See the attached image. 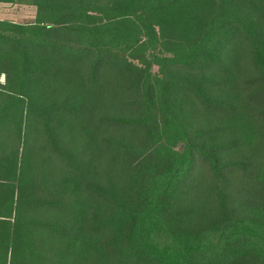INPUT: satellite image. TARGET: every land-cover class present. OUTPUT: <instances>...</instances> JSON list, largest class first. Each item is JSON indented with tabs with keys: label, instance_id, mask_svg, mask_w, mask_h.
<instances>
[{
	"label": "trees",
	"instance_id": "trees-1",
	"mask_svg": "<svg viewBox=\"0 0 264 264\" xmlns=\"http://www.w3.org/2000/svg\"><path fill=\"white\" fill-rule=\"evenodd\" d=\"M59 1L64 2L65 9L58 11L56 23L81 24L79 34L83 41L67 43L24 39L23 27L4 23L9 28L4 32L9 31L10 34L5 37L11 41V47L8 45V48L21 49V77L41 74L40 69L29 64L30 53L41 49L50 50L64 65L77 64L92 57L87 79L89 84L94 85L102 68L118 70L119 64L129 67L127 61L114 53L113 43L125 44L132 37H145L147 43H152L158 36L153 20L164 18L165 14L172 19L192 22L195 28L192 30L198 32V36L187 47H174L168 51L170 56L155 55L158 74L189 94L208 116L233 119L242 108L250 109L261 127L260 135H264V0H151L145 6V11L139 14L131 11L134 5L131 0H111L109 3L102 0H76V5L72 0ZM10 2L14 3L13 0ZM132 15L137 23L131 20ZM240 43L246 46L252 77L243 82L244 90L238 101L215 99L208 93V90L218 87L221 81H191L171 75L173 71H182L227 77L230 65L227 64L226 54L239 47ZM135 71L138 83L142 82L140 87L127 88L130 93L127 106H131L135 113H142V116H103L96 121L98 127L132 128L145 125L147 119L144 109L147 108L145 101L148 92L143 89L147 88L145 79L149 67ZM126 72L120 71L122 76ZM141 73L145 78H141ZM18 102L17 105L26 112L42 120L50 155L78 171L80 164L77 165L76 155L61 149L53 136V129L57 125L56 116L64 114L79 118L85 105L51 104L37 108L31 103ZM255 107H258L257 112L253 110ZM15 130V138L21 144L20 126ZM221 132V127H212L181 134L187 145L186 163L182 164L184 173L179 182L180 191H177V201H171L164 207L170 237L178 240L176 249L150 243L138 233L140 224L149 217L145 209L146 202H149L148 192L139 190L134 198L119 199L110 185L103 186L91 181L84 184V195L82 193L79 197L83 200L79 203L80 211L67 213L69 205L65 203L66 195L59 197L51 187L42 183L37 167L22 168L18 172L19 167L10 165L8 170L12 174L9 177L15 178L17 175L18 180L11 191L12 213L9 216L0 215V264H42L43 260L48 261L47 264H71L72 257L67 252H72L71 245L79 243H83L84 253H89V258L94 253L98 255L91 260L96 264H264V246L260 243L262 237L248 227L240 235L236 234L240 231L237 224H240L241 218L238 213L231 211L229 194L220 192L232 179H237L246 182L241 190H250L246 192L253 200L264 201V180L253 184L256 182L254 161L221 160V155L237 147L236 141L228 140L207 147L200 143L218 137ZM13 139L11 137L12 142ZM94 159L101 164L97 150ZM136 169L143 171L139 167ZM165 171L179 172L178 169ZM206 180L212 190L202 188ZM5 186L0 185V194ZM189 192L191 201L184 205L183 200ZM92 200L94 204H107L112 213L106 217L99 213H82L81 210L88 211L86 206ZM6 204L7 201L2 200L0 208ZM169 211L175 213H167ZM261 232H264V227Z\"/></svg>",
	"mask_w": 264,
	"mask_h": 264
},
{
	"label": "rangeland",
	"instance_id": "rangeland-1",
	"mask_svg": "<svg viewBox=\"0 0 264 264\" xmlns=\"http://www.w3.org/2000/svg\"><path fill=\"white\" fill-rule=\"evenodd\" d=\"M10 1L12 0L0 1L2 46L0 49V185H6L0 194V206L2 200L7 201V204L0 208L1 216H9L12 213L11 191L16 187L18 180L17 175L15 178L9 177L12 173L8 167L16 165L20 168L19 172L22 168L29 169L34 166L40 172L42 183L51 187L59 197L66 195L65 203L69 205L67 213L80 211L79 203L83 200L79 197L82 193L84 195V184L91 181L103 186L110 185L115 189L119 199L132 196L134 198L139 190L148 192L149 202H146L145 209L149 217L140 224L138 233L150 243L176 249L178 240L170 237L164 207L171 201H177L179 182L184 173L182 164L186 163L187 143L181 134L212 127H221L222 132L218 137L200 143L207 147L228 140L236 141L237 147L221 155V160L254 161L256 182L253 184H259L264 180V135H260L261 127L250 109L242 108L239 115L233 119L208 116L189 94L179 90L170 80L158 74L159 67L155 65L154 56H170L168 51L174 47L181 49L187 47V44L198 36V32L192 30L195 29L191 25L192 22L172 19L171 16L164 14V18L157 17L153 20L158 36L152 43H147L145 37H132L125 44L114 42V53L120 59L127 61L129 67L119 64L118 70H113L111 67L102 68L94 85L89 84L87 79L92 57L77 64L64 65L50 50L41 49L30 53L29 57V64L40 69L41 74L21 77L20 68L23 65L20 60L21 49L10 48L11 41L5 38L10 35L9 31L4 32L9 28L4 23L23 27L24 39L67 43L83 41V37L79 34L82 26L77 22L65 25L56 23L58 11L65 9L62 1L13 0L14 3ZM102 1L109 3L111 0ZM131 1L134 3L131 11L139 14L145 11V6L151 0ZM72 2L76 5V0ZM246 7L249 10V7ZM133 15L131 20L137 23ZM165 24L168 25L164 26ZM246 54V46L241 43L239 47L226 54L227 64L230 65V74L227 77L214 73L192 74L182 71H173L171 75L174 78L191 81L202 79L221 81L218 87L208 90V93L215 99L238 101L244 90L243 82L252 77V68ZM147 67H149L145 79L147 88H142L144 92H148L145 101L147 108L144 109V116L147 119L145 125L132 128L98 127L96 121L103 116L110 118L142 116V113L141 115L135 113L131 106H127L130 100L127 88L140 87L142 81L138 83L135 70H144ZM125 70L126 75L122 76L120 71ZM141 78H145L144 75L142 77V73ZM18 101L31 103L37 108L51 104L85 105L79 118L64 114L56 116L57 125H54L53 129V136L61 149L70 155H76L77 165L80 164L78 171L62 161L58 162V159L50 155L45 143L42 120L33 117L19 104L17 105ZM253 110L257 112L258 107ZM18 126L22 131L21 144H18L15 138V129ZM11 137L14 138L13 142ZM95 150L101 157V164L94 159ZM136 167L142 168L143 171ZM167 169H178L179 172H166ZM244 185L246 182L232 179L228 185L220 189V192L229 194L230 209L238 213L241 218L240 224H237L240 231L236 234L240 235L247 227L254 229L255 233L262 237L260 243L264 246V232H261L264 227V201L253 200L246 192L250 190H241ZM202 188L210 189L208 180L204 181ZM190 197L189 192L183 200L184 205L188 203ZM93 202L94 200L89 201L87 206L84 205L88 211L81 210V212L99 213L105 217L112 213L107 204L98 205ZM207 206L209 207V203ZM71 251L67 252L72 257L71 264H96L91 260L96 259L98 255L94 253L92 258H89V253H86L87 255L84 253L83 243L71 245ZM41 263L47 264L48 261L43 260Z\"/></svg>",
	"mask_w": 264,
	"mask_h": 264
}]
</instances>
